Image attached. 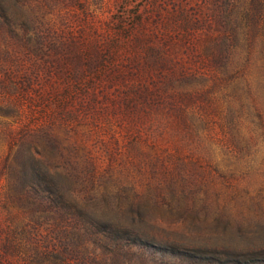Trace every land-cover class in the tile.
Instances as JSON below:
<instances>
[{"label":"rangeland","instance_id":"rangeland-1","mask_svg":"<svg viewBox=\"0 0 264 264\" xmlns=\"http://www.w3.org/2000/svg\"><path fill=\"white\" fill-rule=\"evenodd\" d=\"M70 211L264 242V0H0V264H175L105 255Z\"/></svg>","mask_w":264,"mask_h":264},{"label":"trees","instance_id":"trees-1","mask_svg":"<svg viewBox=\"0 0 264 264\" xmlns=\"http://www.w3.org/2000/svg\"><path fill=\"white\" fill-rule=\"evenodd\" d=\"M19 182H22L18 179ZM28 187V192L39 196L46 193L49 197V207L58 211H66L64 206L52 205L55 202L48 189L40 186L38 174H31L24 178ZM68 210V209H67ZM71 226L73 229L81 231L88 240H91L98 249L105 255L112 258H124L131 245L140 250L141 255L158 254L161 259L171 260L175 264H264V242H250L243 240L240 246H232L229 250L221 253L198 252L192 244L183 242L177 238H155L148 235L118 234L110 226H103L90 218L78 216L73 211ZM95 260L86 257L78 260L79 264H92Z\"/></svg>","mask_w":264,"mask_h":264}]
</instances>
